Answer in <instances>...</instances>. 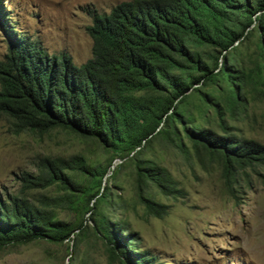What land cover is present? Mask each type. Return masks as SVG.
Here are the masks:
<instances>
[{"label":"trees","instance_id":"obj_1","mask_svg":"<svg viewBox=\"0 0 264 264\" xmlns=\"http://www.w3.org/2000/svg\"><path fill=\"white\" fill-rule=\"evenodd\" d=\"M3 14L0 2L8 37L0 60V116L16 132L69 130L110 156L104 166L84 154L38 157L36 172H24L22 185L57 186L60 201L88 213L90 223L58 219L51 197L36 205L0 192V249L66 239L74 253L89 228L111 264H153L126 219L112 220L122 202L102 179L121 159L109 178L116 183L129 167L137 200L148 214L163 216L168 206L154 199L151 187L175 198L184 192L144 155L156 142L203 166L219 164L235 199L234 191H251L256 177L264 184V143L238 136L228 124L245 111L249 95L264 100V0H125L108 13L93 10L86 28L92 52L80 65L65 51L51 54L16 35Z\"/></svg>","mask_w":264,"mask_h":264},{"label":"rangeland","instance_id":"obj_2","mask_svg":"<svg viewBox=\"0 0 264 264\" xmlns=\"http://www.w3.org/2000/svg\"><path fill=\"white\" fill-rule=\"evenodd\" d=\"M121 1L125 0H0L3 20L16 35L30 37L51 54L65 51L77 65L91 56L92 38L86 28L92 22V11L108 13ZM7 44V31L0 27V60ZM228 124L238 136L264 143L262 95H249L245 111L230 117ZM75 154H84L102 166L110 156L96 142L69 130L16 132L10 119L0 116V192L22 196L36 205L44 196L51 197L58 219L89 224L88 213L60 201L62 191L57 186L30 189L21 181L24 172H36L38 157ZM144 155L165 167L184 192L175 198L151 187L154 199L168 206L163 216L148 214L137 200L129 167L116 183L109 178L121 159L107 167L102 185L111 184L122 202L112 220L126 219L129 230L139 237V249L154 257L153 264H264V184L258 177L251 191H234L235 199L228 194L221 167L215 162L203 166L161 142ZM71 244L72 240L66 239L62 243L37 239L10 244L0 249V264H111L103 241L91 229L86 230L74 253Z\"/></svg>","mask_w":264,"mask_h":264}]
</instances>
